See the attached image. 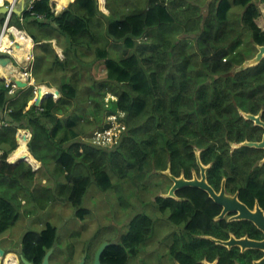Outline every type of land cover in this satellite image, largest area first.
I'll return each instance as SVG.
<instances>
[{"label": "trees", "instance_id": "obj_1", "mask_svg": "<svg viewBox=\"0 0 264 264\" xmlns=\"http://www.w3.org/2000/svg\"><path fill=\"white\" fill-rule=\"evenodd\" d=\"M0 1L4 5H9L12 0ZM130 1L128 0V3ZM138 2V0H132L135 12L125 14V5L115 7L112 0H106V8L109 6L107 9L109 14H106L99 9L97 0H73L59 13L53 9L51 0H37L29 8L26 5L22 15L12 14L10 26L27 32L37 51L40 50L35 56L37 63L39 59H42L44 65L46 61L53 58L47 72L38 71L37 74H34L33 70L34 59L32 73L37 85H48L51 88L56 86L61 96L59 100L48 97L41 107H37L34 102L36 98L34 85L17 89L13 94H9L11 87L0 80V123L2 125L0 126V151L2 152L0 158V245L4 235L15 227L21 217L20 206L23 204L21 200L29 203V212L35 209L36 212L46 210L52 203L66 201L75 209L76 218L84 222L90 210L83 207V202L93 183L101 191L107 192L114 187L113 178H118L122 183L135 179L136 181L133 182L139 185L140 181H145L154 171H166L169 168L176 177L184 175L185 178L192 179L194 170L199 171L196 151H200V158L204 165L212 160L215 162L209 173L214 178L213 185L218 187L223 167V151L227 147L226 136L229 140L242 141L249 135L250 123L238 115L237 107L243 105L245 108L255 109L256 106L251 105L250 99L262 98L264 61L256 68L238 70L244 57L242 54V56L237 54V49L244 41L243 35L247 36V34H249L247 39L250 37L254 43L264 45V35L256 24V20L262 15L257 2L255 0H211L208 4V12H211H207V15L202 12L198 4L193 12L188 8V5L192 4L185 5L182 0L181 3L152 0L145 9H140L143 8L140 5L136 7ZM177 3L181 5L178 6ZM234 7H241L243 15H235ZM214 19L216 21H212ZM5 20L4 16L0 17L1 26ZM210 22L218 24L213 23V26ZM236 23L239 25L237 26ZM169 28L173 31H169ZM147 34H149L148 37ZM56 35L62 38L61 44L58 42L56 44L63 49L64 58H61L54 48L53 41L57 40ZM232 43L235 46H231ZM191 48V52L188 51ZM202 51H205L207 55L204 54L205 52L202 55ZM215 53H218V56H215ZM227 57L230 60L233 57L232 61H229ZM192 62L195 65L191 64ZM225 66H228L229 71ZM258 69H261V72L259 71L261 74ZM59 72L62 80L50 82L49 78L58 75ZM83 76L87 77L90 83L85 92L84 102L87 103V107L80 111L77 105L81 104L80 80ZM200 78L202 81L199 80ZM176 84L180 85L178 87L180 89ZM218 85L227 93L224 94L223 88L217 87ZM235 91L238 92L235 94ZM108 93L114 95L117 101H110L107 107L104 100ZM215 96L218 99H214ZM225 102L233 106L234 113L224 120ZM110 105H112L111 108ZM188 105L197 111L190 108L191 111ZM106 108L109 110L107 111ZM118 112L124 114L123 117H120ZM117 114L120 125L126 128L120 143L115 147L107 148L91 143L90 132L101 130L106 123V118ZM218 118L224 121H219ZM229 119L231 122H228ZM200 128H202L201 131ZM20 130L31 132L29 151L42 163L44 170L34 171L27 162L17 165L8 162L10 154L19 147ZM85 137H88L86 141ZM168 141L172 142L169 144ZM213 142L219 147L210 146ZM176 150L177 153H175ZM157 152L166 154L165 160L161 159L162 154L159 155ZM176 156L179 157L180 162ZM158 158L159 162L156 163ZM163 161L165 163H162ZM237 166L246 167V163ZM141 175H144L142 176L144 180L140 177ZM166 179L169 178L166 177ZM19 193H24V197L20 198ZM176 194L178 199L173 200L160 195L156 199V205L161 207L160 212L168 213L170 221L180 225L172 235L170 246H172L173 255L184 264H197L193 260V255H196V260H202L206 256L212 260L215 256L221 255L222 264H234L235 254H225L220 249L212 251L209 245L195 244L190 238L191 234L208 233L209 229H204L203 225H208L220 208L199 189L188 187L177 191ZM31 208L33 209L30 211ZM82 211L86 215H83ZM195 217L204 221L198 222ZM206 219H208L207 222ZM148 224L145 218H135L128 232L120 236L117 239L118 242L104 252L103 264H128L129 259L137 257L141 247L148 243L155 231L154 225ZM58 235V228L50 222L41 231L28 230L23 235V241L21 240L16 253L34 264H42L47 252L54 248L55 252L51 257L53 264L55 257L59 256L56 249ZM74 252V250L70 251V257H73ZM95 253L93 255L88 253L85 264H93Z\"/></svg>", "mask_w": 264, "mask_h": 264}, {"label": "rangeland", "instance_id": "obj_2", "mask_svg": "<svg viewBox=\"0 0 264 264\" xmlns=\"http://www.w3.org/2000/svg\"><path fill=\"white\" fill-rule=\"evenodd\" d=\"M53 1L56 2L57 0H52V3ZM138 1L139 2L136 5V7L139 5L142 6L143 8H140V9H145L152 3V2L148 3L151 0H138ZM158 1H163V0H158ZM166 1L170 3L171 1L180 2L181 0H166ZM182 1L185 3V5L192 4L189 6V9L192 10L193 12H195L196 4L199 5V7L201 8L204 14H207L208 12V4L210 0H182ZM19 2L20 1L17 0V3ZM112 2L115 7L125 5V14H128V13L131 14L135 12L132 7V0L130 1V3H128V0H112ZM255 2H257V6H259L260 9H262L263 11V15L257 21V23L263 24L264 23V2H262V0H255ZM69 3L66 5L67 7ZM98 4H99V9L101 10L102 7H101L100 0L98 1ZM177 5L179 6L181 4H177ZM103 8L105 10L102 9L101 11L106 14L107 13L109 14V12H107L108 10L106 8V3L104 4ZM57 9L59 8L57 7ZM63 9H59V12H61ZM233 11L235 12V15L240 16L243 12V9L240 7H235ZM231 15H232V12H231ZM6 20L2 26L0 25L1 30L5 26ZM10 34L14 36L12 32ZM247 36L245 37L247 38ZM56 37H57V40L55 39L53 43L58 42L61 44L60 41H62V38L60 39L57 35ZM56 48L58 49V51L60 50L58 46ZM38 51L36 49V46H34L32 47L31 53L32 55L35 54L36 56ZM59 56L61 58H64L63 53L62 54L60 53ZM52 60L53 58L51 60L46 61L45 64L43 65L42 59H39L38 63H37V59H35V67L33 66L34 74H37L38 71L41 73H46L48 66L52 65ZM6 79L1 80V81H5V83L7 84L8 81L10 80L9 78H6ZM58 79L62 80V76L60 72L58 73V75L51 76L49 78L50 82H55ZM34 80L36 82L35 77H34ZM80 81H81L80 84L82 86L81 88L82 94L80 92L81 94L80 103L81 104L77 105V109L80 111H83L87 107V103H85L84 100H85V92L88 90L87 85L89 86L90 81L87 79V77H84V76L83 78H81ZM52 88L56 90V87H52ZM54 97L56 98V96ZM108 98H110L109 94L106 95L105 102H107L106 99ZM91 133L93 132H90L89 136L91 135ZM87 139L88 137L84 138V140H87ZM28 152H30L29 148H28ZM10 156L7 159L9 163H11ZM14 165H17V164H14ZM31 167L35 171H38V170L40 171L42 169L44 170V168H42L41 162L38 166L32 165ZM163 172L165 171H154L152 175L149 176V178H146L145 181L139 182L140 183L139 185L138 184L135 185L134 182L131 180H129L128 182L122 183L118 178H113L114 187L108 190L107 192L101 191V189H98V186L95 183H93L87 195L85 196L84 202H83V207L91 210L90 214L85 218L84 222H80L76 218L75 209L66 201H63V202L58 201L56 203H52L46 210H39L38 212H36L37 210L35 209L33 212H29V203L21 200V203H23L20 206L21 217L19 221L17 222V224L15 225V227L10 229L4 235L0 247H2L3 249H6L5 251L8 252V254L10 252L8 256L14 255V257L17 260L19 259L18 263H21L20 256L16 253V250L19 249V244L23 238V235L27 232V230L41 231L42 229L46 227L47 223L50 222L54 224L56 227L57 226L59 227L58 244L56 246L59 256L55 257L53 264H77L82 260H86L87 254L89 252L91 255H93L96 249L98 248V246L101 243H104L107 241L104 238H107L108 241H112L115 243V241L117 240L119 236L118 234L119 233H121V235L126 234L128 232V229L132 221L138 217L141 219L145 218V222L147 221L149 223L148 225L153 224L156 227H155V233L153 237L151 238V240H149L147 244L141 247V252L139 250L140 254L137 255L138 258L136 260H132L133 264H142V261H145L146 264H160V262L162 264L165 262L166 264H170V263L174 264V262L171 260L169 256V247H168L172 243V238H169L168 236L172 234L173 232H175V230L177 231L178 229H176V227H173L168 221V213L166 215L159 213L158 211H160V208H158L159 206L155 204L156 203L155 200L157 199L159 195L163 197L167 196L165 192L170 190L169 188L172 185V181L169 179H166V177L168 176L166 174H163ZM157 173L159 175H157ZM153 180L157 183H155ZM155 193L156 195H154ZM19 196L20 198H23L24 193L23 194L19 193ZM141 197L145 201V203L143 202L142 199L139 200ZM32 209L33 208H31L30 211ZM111 211L112 212L114 211V212L112 213ZM137 211L139 212L141 211L142 213L141 212L139 213ZM133 216H134V219H133ZM155 217L157 219H155ZM144 225H147V224L144 223ZM79 230L81 232H79ZM95 232H97L98 235H96ZM98 232H100V234ZM109 233L110 235H108ZM101 238L104 240H102ZM98 242L100 243L98 244ZM71 250L75 251L73 257H70ZM7 257H6V260H7ZM3 260L4 258L1 261ZM6 262L8 263V261L4 260L2 263L6 264Z\"/></svg>", "mask_w": 264, "mask_h": 264}, {"label": "flooded vegetation", "instance_id": "obj_3", "mask_svg": "<svg viewBox=\"0 0 264 264\" xmlns=\"http://www.w3.org/2000/svg\"><path fill=\"white\" fill-rule=\"evenodd\" d=\"M260 10L263 15L262 9ZM262 15L256 20V24L260 29V32L264 35V23H257ZM247 35L249 36V34ZM242 39L244 41L238 47L237 52L239 55H243L245 61H243V65H241L238 70L255 68L259 64H261L264 59L256 66L246 67V65L257 56V54L259 53V47H261L262 45L254 43L252 38L247 39L245 35H243ZM253 81L255 82V80ZM250 103L251 105L256 106V108H245L243 105H239L237 107L238 115L240 117H243L244 120L249 121L250 132L249 135L242 141L231 139L229 140L228 136H226L227 147L226 150L223 151V167L221 168L218 187H215L213 185L212 180L214 178L209 173V171L213 168L215 162L212 160L205 166L207 167V182L211 187L214 188L216 193L220 194L221 191L224 190L225 195L228 198H230L231 200L236 199V201H234L233 203L240 202L249 210L251 214H253V216H255V218L258 219L255 213L260 211L264 216V94H262L261 99H250ZM225 105L224 109L226 111V116H223L224 120L231 117V114L233 113L232 105L227 102ZM228 114H230V116ZM257 119H259L260 121H258ZM248 143H251L253 146L247 145ZM210 146H215L216 148L219 147V145H217V143L215 142H213ZM245 163L246 167L237 166L239 164L243 165ZM195 175H198L200 177V169L199 171L194 170L192 178ZM199 190L203 191L206 197L216 206H218L220 210L216 212L208 225H203V228L209 229V232L191 234V240L195 244L204 243L205 246L209 245L212 248V251L215 249H220L225 254H235L236 256L234 258V264H255L256 262L262 261L264 259L263 249L250 247L248 245H246L245 247V245L242 246L240 244L247 240L257 243L264 242V231L258 226V223L255 220L246 217L245 215H241L242 212H240L239 210H228L225 212V206L216 203L207 191H204L202 189ZM168 192L169 190L165 194L167 195ZM160 213L163 215L167 214H164L162 212ZM195 218L198 222L204 221V219L198 217ZM207 220L208 219H206L205 221L207 222ZM168 221L173 227L179 229L180 225L172 223L169 217ZM154 233L155 231L152 233L150 240L153 237ZM173 233L168 237L172 238ZM118 235V238L122 236L121 233H119ZM233 241H235L236 243ZM117 242L118 241L116 240L115 243ZM168 247L169 256L174 264H184V262L182 263L173 255V253L171 252L172 246ZM137 258L138 257L129 259L128 264H133L132 260H136ZM193 260L197 264H222L221 255L215 256L212 260H210L208 256H206L202 260H196V255H193ZM142 264H146V262L142 261ZM160 264L162 263L160 262ZM163 264H166V262Z\"/></svg>", "mask_w": 264, "mask_h": 264}, {"label": "bare ground", "instance_id": "obj_4", "mask_svg": "<svg viewBox=\"0 0 264 264\" xmlns=\"http://www.w3.org/2000/svg\"><path fill=\"white\" fill-rule=\"evenodd\" d=\"M17 0H12L9 4H11V3H14V2H16ZM69 1L70 0H57V7L59 8V9H62L64 6H66L68 3H69ZM97 1H99V0H97ZM130 1V0H129ZM135 1V0H134ZM152 1V0H151ZM216 1V0H215ZM263 1V0H262ZM214 2V1H213ZM250 2V1H249ZM264 2V1H263ZM1 3H2V1H1ZM100 3H101V7H102V9H104L103 8V6H104V4H105V0H100ZM150 3V2H149ZM164 3V2H163ZM248 3V2H247ZM17 4V3H16ZM107 4V3H106ZM178 4V3H177ZM251 4V3H250ZM2 5L3 6H6V5H4L3 3H2ZM26 5H28V4H26ZM168 5V4H167ZM216 5H218V4H216ZM180 6V5H179ZM198 6V5H197ZM209 6V5H208ZM250 6V5H249ZM30 7V6H29ZM100 7V8H101ZM108 8H109V6H107ZM187 7V6H186ZM192 7V6H191ZM199 7V6H198ZM232 7V6H231ZM231 7H229V8H231ZM253 7H255V6H253ZM107 8V9H108ZM188 8H189V5H188ZM211 8V7H210ZM216 8H218V7H216ZM241 8V7H240ZM101 9V10H102ZM116 9V8H115ZM250 9H251V6H250ZM249 9V10H250ZM23 10V9H22ZM105 10V9H104ZM214 10V9H213ZM212 10V11H213ZM255 11H257L256 9H254ZM253 10V11H254ZM30 11H31V9H30ZM179 11H181V10H179ZM187 11H189V10H187ZM215 11V10H214ZM236 11V10H235ZM108 12V11H107ZM186 12V11H185ZM209 12H211V11H209ZM208 12V13H209ZM226 12H228V11H226ZM246 12V11H245ZM251 12V11H250ZM180 13V12H179ZM182 13V12H181ZM180 13V14H181ZM191 13V12H190ZM254 13V12H253ZM108 14V13H107ZM192 14V13H191ZM212 14V13H211ZM227 14V13H226ZM225 14V15H226ZM240 14V13H239ZM32 15V14H31ZM34 15H35V13H34ZM184 15V14H183ZM188 15V14H187ZM187 15H186V17H187ZM201 15V14H200ZM207 15V14H206ZM209 15V14H208ZM243 15V14H242ZM249 15V14H248ZM254 15V14H253ZM258 15V14H257ZM257 15H256V17H257ZM13 16V15H12ZM109 16V15H108ZM181 16V15H180ZM19 17V16H18ZM208 18H209V16H207ZM206 17V19H208ZM225 17V16H224ZM244 17V16H243ZM38 18V17H37ZM212 18H214V16H212ZM227 18V17H226ZM242 18V17H241ZM179 19H180V17H179ZM216 19V18H215ZM212 20V21H216V20ZM244 19H246V17H244ZM16 20H18V19H16ZM23 20H25V18L23 19ZM202 20V19H201ZM237 19L235 18V21H236ZM179 21V20H178ZM199 21V20H198ZM207 22H209L208 20H206ZM218 21V20H217ZM227 21H228V19H227ZM227 21H226V23H227ZM239 21V20H238ZM176 22H177V20H176ZM186 22V21H185ZM241 22V21H240ZM189 23V22H188ZM201 23V22H200ZM210 23H212V22H210ZM210 23H208V24H210ZM213 23H216V22H213ZM213 23H212V25H213ZM222 23V22H221ZM226 23H225V25H226ZM238 23V22H237ZM236 23V24H237ZM242 23V22H241ZM4 24V23H3ZM23 24V23H22ZM175 24H177V23H175ZM180 24V23H179ZM203 24V23H202ZM205 24V23H204ZM216 24H218V23H216ZM235 24V23H234ZM260 24V23H259ZM211 25V27H213ZM223 25H224V23H223ZM229 25V24H228ZM239 24H237V26H238ZM241 25V24H240ZM24 26V25H23ZM173 26V25H172ZM179 26V25H178ZM236 26V25H235ZM244 26V25H243ZM260 26H262V25H260ZM209 27V26H208ZM217 27V26H216ZM224 27H226V26H224ZM248 27V26H247ZM200 28H202V27H200ZM240 28V27H239ZM11 29V32L13 33V35L15 36V38H16V43H18V45L16 44V45H14V51H15V53H16V57L19 59V61H25L26 59H28L29 57H31V56H33L32 55V53H31V51H32V47H33V43H32V41H31V37L29 36V35H27L24 31H21V30H19L18 28H16V27H11L10 28ZM22 29V28H21ZM176 29V28H175ZM179 29V28H178ZM178 29H176V30H178ZM187 29V28H186ZM230 29H232V28H230ZM249 29V28H248ZM167 30V29H166ZM216 31H217V29H215ZM222 30H223V28H222ZM169 31H173L172 29H170L169 28ZM195 31V30H194ZM199 31H200V29H199ZM207 31V30H206ZM248 31H250V30H248ZM154 33H155V31H153ZM152 32V33H153ZM164 32V31H163ZM176 32V31H175ZM205 32V31H204ZM218 32V31H217ZM229 32V31H228ZM251 32V31H250ZM249 32V33H250ZM153 33V34H154ZM174 33V32H173ZM206 33V32H205ZM226 33V32H225ZM178 34V33H177ZM202 34H204V33H202ZM211 36H212V31H211ZM224 34V33H223ZM169 35V34H168ZM179 35H180V33H179ZM178 35V36H179ZM207 35V34H206ZM219 35V34H218ZM221 35V34H220ZM262 35V34H261ZM149 36V34H147V37ZM152 36V35H151ZM151 36H150V38H151ZM185 36V35H184ZM183 36V37H184ZM209 36V35H208ZM207 36V37H208ZM252 36V35H251ZM216 37V36H215ZM259 37V36H258ZM211 38V37H210ZM220 38H221V36H220ZM223 38V37H222ZM236 38V37H235ZM250 38V37H249ZM148 39V38H147ZM184 39V38H183ZM182 39V40H183ZM225 39H227V38H225ZM144 40V39H143ZM192 40V39H191ZM240 40V39H239ZM242 40V39H241ZM240 40V41H241ZM264 40V39H263ZM146 41H148V40H146ZM229 41V40H228ZM251 42V41H250ZM142 43V42H141ZM152 43V42H151ZM237 43V42H236ZM235 43V44H236ZM241 43V42H240ZM146 44V43H145ZM263 44V43H262ZM1 45H2V47L3 48H8V47H10V45H11V40H10V38H9V36H4V38H3V40H2V42H1ZM149 45V44H148ZM208 45V44H207ZM226 45H228V44H226ZM234 44L232 43V45L231 46H233ZM241 45V44H240ZM206 46V45H205ZM209 47L211 46V45H208ZM222 46V45H221ZM235 46V45H234ZM263 46V45H262ZM217 47H219V46H217ZM230 47V46H229ZM259 47V46H258ZM55 48V47H54ZM193 48V47H192ZM192 48L190 49V50H188V51H190L191 52V50H192ZM214 48V47H213ZM220 48V47H219ZM223 48V47H222ZM257 48V47H256ZM59 49H60V47H59ZM62 49V48H61ZM59 50V52L62 54V50ZM194 49V48H193ZM208 49V48H207ZM216 49V48H215ZM228 49V48H227ZM236 49V48H235ZM234 49V50H235ZM186 50V52H187V49H185ZM198 50V49H197ZM201 50V49H200ZM205 50H206V48H205ZM221 50V49H220ZM229 51H230V49H228ZM232 51H233V48L231 49ZM56 51H58V50H56ZM175 51V50H174ZM181 51V50H180ZM179 51V52H180ZM207 51V50H206ZM224 50H222V52H223ZM228 51V52H229ZM182 52V51H181ZM193 52V51H192ZM199 52V51H198ZM203 52H205V51H202V55H204V54H206V52L203 54ZM220 52V51H219ZM226 52V51H225ZM231 52V51H230ZM229 52V53H230ZM194 53V52H193ZM235 53V52H234ZM234 53H232V54H234ZM149 54V53H148ZM190 54V53H189ZM208 54H210L209 53V51H208ZM214 54V53H213ZM218 54V53H217ZM216 53H215V56H218ZM224 54V53H223ZM226 54V53H225ZM238 54V53H237ZM250 54V53H249ZM146 55V54H145ZM177 55H178V53H177ZM194 55H196V54H194ZM193 55V56H194ZM200 55V54H199ZM207 55V54H206ZM236 55V54H235ZM179 56V55H178ZM188 56V55H187ZM186 56V57H187ZM193 56H192V58H193ZM224 56V55H223ZM232 56V55H231ZM242 56V55H241ZM245 56V55H244ZM174 57V56H173ZM199 57V56H198ZM222 57V56H221ZM236 57V56H235ZM246 57V56H245ZM216 58V57H215ZM219 58V57H218ZM228 58V57H227ZM233 58V57H232ZM232 58H231V60L229 59V61H232ZM242 58V57H241ZM241 58H239V59H241ZM197 59V58H196ZM199 59V58H198ZM207 59V58H206ZM206 59H205V61H206ZM174 60V59H173ZM189 60H191V59H189ZM202 60V59H201ZM235 60H237V59H235ZM243 60V59H242ZM193 61V60H192ZM245 61V60H244ZM226 61H224V63H225ZM2 61H0V75H1V77H4V78H8L10 75H11V73H12V69L11 68H9V67H3V65H2ZM23 63V62H22ZM190 63V62H189ZM207 63V62H206ZM236 63V62H235ZM263 63V62H262ZM177 64H178V62H177ZM191 64H194L193 62L191 63ZM199 64V63H198ZM202 64V62H200V65ZM220 64H221V62H220ZM227 64V63H226ZM226 64H224V65H226ZM228 64H230V65H232L231 63H228ZM227 64V65H228ZM237 64V63H236ZM246 64V63H245ZM19 65V64H18ZM195 65V64H194ZM193 65V66H194ZM233 65H234V62H233ZM243 65V64H242ZM24 66V65H23ZM202 66V65H201ZM241 66V65H240ZM175 67V66H174ZM203 67V66H202ZM205 67L207 68V65H205ZM222 67H224L223 65H222ZM221 67V68H222ZM226 67V66H225ZM230 67V66H229ZM176 68V67H175ZM201 68V67H200ZM230 68H232V67H230ZM256 68V67H255ZM198 69H199V67H198ZM226 69L229 71V69H228V66L226 67ZM262 69V68H261ZM260 69V70H261ZM178 70V69H177ZM194 70H195V68H194ZM199 70H201V69H199ZM204 70H206V69H204ZM246 70V69H245ZM259 69H258V72L260 71ZM175 71V70H174ZM224 71V69L222 70V72ZM204 72V71H203ZM261 72V71H260ZM259 72V74H261ZM220 73V72H219ZM227 73V72H226ZM14 74H16V75H19L18 74V72L17 73H14ZM218 74V73H217ZM221 74V73H220ZM178 75V74H177ZM250 75V74H249ZM205 76H207V74L205 75ZM204 76V77H205ZM215 76V75H214ZM218 77V76H217ZM210 78V77H209ZM224 78V77H223ZM229 78V77H228ZM231 78V77H230ZM260 77H258V79H259ZM180 79H182V78H180ZM180 79H179V82H180ZM194 79V78H193ZM206 79V78H205ZM214 79V78H213ZM219 79V78H218ZM173 80V79H172ZM184 80V79H183ZM199 80H201L202 81V79L200 78ZM225 80V79H224ZM256 80H257V78H256ZM196 81V80H195ZM204 81V80H203ZM7 82V81H6ZM9 82V81H8ZM165 82V81H164ZM173 82V81H172ZM187 82H188V79H187ZM250 82V81H249ZM181 83V82H180ZM192 83V82H191ZM190 83V84H191ZM194 83V82H193ZM221 83V82H220ZM229 83V82H228ZM227 83V84H228ZM241 83V82H240ZM245 83V82H244ZM248 83V82H247ZM262 83V82H261ZM178 84V83H177ZM176 84V85H177ZM189 84V85H190ZM196 84V83H195ZM226 84V85H227ZM257 84H260V83H257ZM42 85V84H41ZM166 85H167V82H166ZM170 85V84H169ZM209 85V84H208ZM235 85V84H234ZM238 85H240L239 83H238ZM241 85H242V83H241ZM251 85V84H250ZM201 86V85H200ZM202 86H204V85H202ZM225 86V85H224ZM231 86H232V84H231ZM258 86V85H257ZM256 86V87H257ZM7 87V86H6ZM173 87V86H172ZM178 87H180V85L178 86L177 85V88ZM197 87V86H196ZM195 87V88H196ZM217 87H219V88H223V87H221V86H217ZM229 87V86H228ZM233 87V86H232ZM253 87V86H252ZM174 88H176V87H174ZM189 88V87H188ZM194 88V87H193ZM199 88V87H198ZM215 88H216V86H215ZM234 88H235V86H234ZM250 88V87H249ZM25 89V88H24ZM57 89V88H56ZM178 89H180V88H178ZM210 89V88H209ZM231 89V88H230ZM246 89V88H245ZM20 90V89H19ZM164 90H165V88H164ZM219 90V89H218ZM222 90V89H221ZM237 90V89H236ZM241 90H243V89H241ZM247 90H248V88H247ZM246 90V91H247ZM42 91H44V92H47V93H52V92H54V89L53 88H51V87H48V85H42ZM169 91V90H168ZM168 91H167V94H168ZM187 91V90H186ZM191 91V90H190ZM212 91V90H211ZM223 91H224V88H223ZM245 91V90H244ZM243 91V92H244ZM215 92V91H214ZM225 92L226 91H224V94H225ZM232 92H233V90H232ZM238 92V91H237ZM236 91H235V94L237 93ZM239 92H240V90H239ZM193 93V92H192ZM191 93V94H192ZM205 93H207V92H205ZM218 93V92H217ZM227 93V92H226ZM229 93H230V91H229ZM10 94V93H9ZM8 94V95H9ZM36 94V93H35ZM171 94H174V93H171ZM190 94V95H191ZM194 94V93H193ZM192 94V95H193ZM208 94V93H207ZM212 94V93H211ZM223 94V93H222ZM161 95V94H160ZM164 95H166V94H164ZM183 95H184V93H183ZM215 95H216V93H215ZM159 96V95H158ZM161 96H163V95H161ZM181 96H182V94H181ZM180 96V97H181ZM204 96H205V94H204ZM221 96V95H220ZM171 97H172V95H171ZM192 97V96H191ZM194 97V96H193ZM50 98H52V97H50ZM119 98V97H118ZM159 98V97H158ZM162 98H164V97H162ZM168 98V97H167ZM174 98V97H173ZM175 98H176V96H175ZM182 98V97H181ZM157 99V98H156ZM169 99V98H168ZM179 99V98H178ZM177 99V100H178ZM187 99V98H186ZM214 99H218V98H216V96H215V98ZM59 100V99H58ZM108 100V99H107ZM181 100V99H180ZM183 100V99H182ZM196 100V99H195ZM226 100V99H225ZM225 100H223V102L225 101ZM190 101H193V100H190ZM222 101V100H221ZM154 102H155V100H154ZM153 102V103H154ZM170 102H172L171 101V99H170ZM174 102V101H173ZM176 102V101H175ZM184 102H186L185 100H184ZM194 102V101H193ZM218 102H220V101H218ZM230 102V101H229ZM229 102H227V103H229ZM111 103V102H110ZM150 103H151V100H150ZM165 103V102H164ZM167 103V102H166ZM165 103V104H166ZM192 103V102H191ZM191 103H189V104H191ZM200 102H198V104H199ZM221 103V102H220ZM231 103V102H230ZM100 104V103H99ZM149 104V103H148ZM158 104V103H157ZM183 104V103H182ZM203 104V103H202ZM223 104V103H222ZM221 104V105H222ZM226 104V102L224 103V105ZM91 105V104H90ZM160 105H162L161 103H160ZM171 105V104H170ZM169 105V106H170ZM194 105V104H193ZM196 105V104H195ZM224 105H223V107H224ZM175 106V105H174ZM184 106V105H183ZM182 106V107H183ZM190 105H188V107H189ZM214 106H216V105H214ZM226 106V105H225ZM112 107V105H110V108ZM151 107H153L152 105H151ZM150 107V108H151ZM155 107H156V104H155ZM203 107H204V105H203ZM233 107V106H232ZM237 107V106H236ZM253 107V106H252ZM119 108H121V107H119ZM118 108V109H119ZM154 108V107H153ZM174 108V107H173ZM190 108H192V106L191 107H189V109ZM199 108V107H198ZM216 108V107H215ZM217 108H219V106L217 107ZM222 108V107H221ZM104 109V108H103ZM107 109V108H106ZM171 109V108H170ZM204 109V108H203ZM205 109H206V107H205ZM239 109V108H238ZM252 109V108H251ZM109 109H107V111H108ZM191 110V109H190ZM192 110H193V108H192ZM191 110V111H192ZM222 111L224 110L223 108L221 109ZM220 110V111H221ZM110 111H111V109H110ZM151 111V110H150ZM193 111H195V110H193ZM197 111V110H196ZM195 111V112H196ZM202 111V110H201ZM204 111V110H203ZM208 111V110H207ZM212 111H213V109H212ZM218 111H219V109H218ZM221 111V112H222ZM121 112V111H120ZM169 112V111H168ZM195 112H194V114H195ZM205 112V111H204ZM249 112V111H248ZM102 113H103V111H102ZM197 113H199V112H197ZM202 113V112H201ZM233 113H234V111H233ZM241 113V112H240ZM239 113V114H240ZM104 114V113H103ZM106 114V113H105ZM204 114V113H203ZM218 114V113H217ZM222 114V113H221ZM250 114V113H249ZM124 115V114H123ZM168 115V114H167ZM196 115V114H195ZM199 115V114H198ZM220 115V114H219ZM229 116H230V114H228ZM235 115V114H234ZM202 116V115H201ZM204 116V115H203ZM208 116V115H207ZM106 117V116H105ZM200 117V116H199ZM210 117V116H209ZM259 117V116H258ZM128 118V117H127ZM202 118V117H201ZM211 118V117H210ZM215 118H217V116L215 117ZM243 118V117H242ZM1 119V118H0ZM121 119V118H120ZM204 119V118H203ZM208 119V118H207ZM220 118H218V120H219ZM223 119V118H222ZM240 119V118H239ZM206 120V119H205ZM209 120V119H208ZM212 121H214L213 119H211ZM211 120H210V122H211ZM121 121V120H120ZM197 121H199V119L197 120ZM202 121V120H201ZM219 121H222L221 119L219 120ZM224 121V120H223ZM222 121V122H223ZM252 121V120H251ZM124 122H125V120H124ZM146 122H148V121H146ZM204 122V121H203ZM209 122V121H208ZM228 122H231L230 121V119H229V121ZM227 122V123H228ZM202 123V122H201ZM213 124V123H212ZM219 124V123H218ZM222 124V123H221ZM220 124V125H221ZM260 124V123H259ZM219 125V126H220ZM2 126V125H1ZM218 126V125H217ZM222 126H223V124H222ZM227 126V125H226ZM201 127V126H200ZM225 127V126H224ZM130 128V127H129ZM209 128V127H208ZM201 129L202 128H200V131H201ZM131 130V129H130ZM223 130V129H222ZM217 131V130H216ZM219 132V131H218ZM223 132V131H222ZM201 133V132H200ZM197 134V133H196ZM205 134L206 135H208L206 132H205ZM213 134V133H212ZM212 134H210V136H212ZM200 135V134H199ZM202 135V134H201ZM216 135V134H215ZM27 136L25 135L24 137H20V143H19V147H18V149L17 150H15L13 153H11L10 155V160H11V163L12 164H16V163H18L19 161H26V162H29V163H31L33 166H38L39 164H40V162L37 160V159H35V157H33L31 154H30V152H28V144H27V138H26ZM191 137H193V136H191ZM205 137V136H204ZM207 137V136H206ZM217 137H218V135H217ZM170 138V137H169ZM195 139V138H194ZM206 139V138H205ZM214 139V138H213ZM190 140V139H189ZM193 140V139H192ZM84 141V140H83ZM86 141V140H85ZM181 142L183 141V140H180ZM169 142H172V141H168V143ZM180 142V143H181ZM185 142V141H184ZM183 142V143H184ZM186 142H188V140L186 141ZM166 144V143H165ZM170 144V143H169ZM179 144V143H178ZM190 144V143H189ZM180 145V144H179ZM243 145V144H242ZM154 146V145H153ZM156 146V145H155ZM171 146V145H170ZM253 146V145H252ZM157 147V146H156ZM163 147H165V145L163 146ZM162 147V148H163ZM182 147V146H181ZM185 147V146H184ZM236 147V146H235ZM167 148V147H166ZM172 148V147H171ZM171 148H170V150H171ZM183 148V147H182ZM181 148V149H182ZM187 149H188V147H186ZM191 148V147H190ZM193 148V147H192ZM203 148V147H202ZM240 148V147H239ZM175 149V148H174ZM163 150V149H162ZM169 150V149H168ZM202 150V149H201ZM161 151V150H160ZM166 151V150H165ZM203 151V150H202ZM163 152V151H162ZM160 153V154H162V156H160V158L162 159V158H164V155H166V154H164L163 155V153ZM172 152V154H173V151H171ZM186 152H187V150H186ZM1 151H0V156H1ZM158 153V152H157ZM175 153H177V150L175 151ZM159 154V153H158ZM159 154V155H160ZM186 154V153H185ZM184 154V155H185ZM159 155H158V157H159ZM176 155V154H175ZM170 156V155H169ZM172 157H173V155H172ZM176 157H178V156H176ZM203 158V157H202ZM152 159V158H151ZM155 159H156V156H155ZM174 159V158H173ZM164 160H165V158H164ZM153 161V160H152ZM151 161V162H152ZM174 161V160H173ZM177 161V160H176ZM149 162V161H148ZM154 162V161H153ZM157 162H159V158H158V161H156V163ZM178 162H180V160H179V157H178ZM21 163V162H20ZM28 163V164H29ZM162 163H165L164 161L162 162ZM162 163L160 164V165H162ZM203 163V162H202ZM42 164V163H41ZM153 164V163H152ZM198 164V163H197ZM205 164V163H204ZM157 165V164H156ZM169 165V164H168ZM179 166H180V164H178ZM188 165V164H187ZM177 166V165H176ZM156 167V166H155ZM158 167V166H157ZM189 167V166H188ZM160 169H161V167H159ZM172 168V167H171ZM173 168H175V167H173ZM157 169V168H156ZM178 169V168H177ZM198 169H200V168H198ZM35 171V170H34ZM150 171V170H149ZM180 172V171H179ZM184 172V171H183ZM150 173V172H149ZM141 174V173H140ZM152 174V173H151ZM158 174V173H157ZM145 175V174H144ZM144 175H141L140 177L142 178V176L144 177ZM137 177L139 176L138 174L136 175ZM184 176V175H183ZM149 177V176H148ZM125 178V177H124ZM139 178V177H138ZM133 179V178H132ZM143 179V178H142ZM141 179V180H142ZM135 180V179H134ZM134 180H132V181H134ZM144 180V179H143ZM136 181V180H135ZM139 181H140V179H139ZM138 181V182H139ZM154 181V180H153ZM141 182V181H140ZM155 182V181H154ZM119 183V182H118ZM155 183H157V182H155ZM135 184V183H134ZM136 185V184H135ZM118 186V185H117ZM95 187V186H94ZM120 187H121V185H120ZM123 187V186H122ZM138 187V186H137ZM156 187V186H155ZM143 188H145V187H143ZM155 189H157V188H155ZM122 190V189H121ZM151 191H152V189H151ZM165 192V191H164ZM122 193V192H121ZM158 193V192H157ZM139 195V194H138ZM154 195H156V193L154 194ZM154 197V196H153ZM137 198V197H136ZM179 198V197H178ZM142 199V197L139 199V200H141ZM127 200V199H126ZM143 200V199H142ZM174 200V199H173ZM156 201V200H155ZM177 201V200H176ZM63 202V201H62ZM61 202V203H62ZM143 202L145 203V201L143 200ZM130 203V202H129ZM141 203V202H140ZM147 203V202H146ZM153 204V203H152ZM156 204V203H155ZM181 204V203H180ZM137 205V204H136ZM142 205V204H141ZM154 205V204H153ZM189 205V204H188ZM134 206H135V204H134ZM159 206V205H158ZM137 207V206H136ZM142 207V206H141ZM159 208V207H158ZM87 209V208H86ZM112 209V208H111ZM129 209V208H128ZM132 209H133V207H132ZM136 209V208H135ZM160 209H161V207H160ZM90 210V209H89ZM88 210V211H89ZM131 210V209H130ZM91 211V210H90ZM112 212V211H111ZM114 212V211H113ZM112 212V213H113ZM131 212V211H130ZM136 212V211H135ZM137 212H139V211H137ZM141 212V211H140ZM139 212V213H140ZM148 212V211H147ZM159 212V211H158ZM139 213H137V214H139ZM142 213V212H141ZM146 213V212H145ZM160 213V212H159ZM82 214H83V211H82ZM127 214V213H126ZM144 214V213H143ZM83 215H86V214H83ZM131 215V214H130ZM114 216V215H113ZM153 216V215H152ZM159 216H161V215H159ZM129 217V216H128ZM165 217V216H164ZM82 217H79V219H81ZM111 218H112V216H111ZM151 218V217H150ZM83 219V218H82ZM133 219H134V216H133ZM155 219H157L156 217H155ZM154 219V220H155ZM161 219V218H160ZM175 220V219H174ZM121 221V220H120ZM149 221V220H148ZM128 222V221H127ZM151 222H153V221H151ZM118 223V222H117ZM54 225V224H53ZM112 225V224H111ZM100 226V225H99ZM24 227H26V226H24ZM58 227V226H57ZM106 227V226H105ZM58 229H59V227H58ZM65 229V228H64ZM101 229V228H100ZM100 229H99V231H100ZM77 230V229H76ZM98 230V229H97ZM96 230V231H97ZM26 231V230H25ZM28 231V230H27ZM77 232V231H76ZM79 232H81L80 230H79ZM96 233V235H98L97 234V232H95ZM94 233V234H95ZM99 234H100V232H98ZM102 235H104V234H102ZM108 235H110V233L108 234ZM95 236V235H94ZM106 236V235H105ZM104 237V236H103ZM93 238V237H92ZM91 238V239H92ZM96 238V237H95ZM97 239V238H96ZM99 239V238H98ZM102 239V238H101ZM104 239H106L107 241H108V239L107 238H104ZM104 239H102V240H104ZM90 240V239H89ZM23 241V240H22ZM85 241V240H84ZM87 241V240H86ZM93 241V240H92ZM88 243H89V241H88ZM100 242H98V244H99ZM62 245V244H61ZM95 245V244H94ZM93 245V246H94ZM97 246V245H96ZM95 246V247H96ZM69 247V246H68ZM84 247V246H83ZM73 248V247H72ZM6 250V249H5ZM82 253V252H81ZM90 253V252H89ZM9 254H10V252H9ZM9 254H7L5 257H4V260L5 261H8V263L6 262V264H19L18 263V260L14 257V255H10V256H8ZM24 254V253H23ZM8 256V257H7ZM6 257H7V260H6ZM106 257H108V256H106ZM2 260V257L0 256V264L4 261H1ZM3 264V263H2Z\"/></svg>", "mask_w": 264, "mask_h": 264}, {"label": "water", "instance_id": "obj_5", "mask_svg": "<svg viewBox=\"0 0 264 264\" xmlns=\"http://www.w3.org/2000/svg\"><path fill=\"white\" fill-rule=\"evenodd\" d=\"M23 11H24V9L22 11H18L17 9H15V7L13 5H10V6H7V5L1 6L0 5V17L5 16V15H9L10 12L11 13L20 12V14H22ZM263 59H264V46H261V47H259V53L257 54V56L254 59H252L249 63H247L246 67L256 66ZM0 61L3 62L2 63L3 67H9V68L12 67L13 68L11 74L20 72L19 69L13 65L11 57L2 55V56H0ZM8 78L10 79V81L14 82L17 85L18 89H23V88H26L30 85L27 81H24V80L20 79L19 77H17L16 74L14 76H9ZM5 79L6 78L1 77V75H0V80H5ZM54 96H56V99L61 96L59 89L54 90V92H52V93H47V92L42 91V85L38 86L37 87V98L35 99V106L41 107V105L45 99H47L48 97H54ZM257 120L260 121L259 119H257ZM19 140H20V138L18 137V141ZM247 145H252V144L248 143ZM196 152H197L196 156H197V160H198V165L200 167V177L198 175H195L192 179H187L184 176L176 177L171 173L170 169L166 170L165 172H163V174H166L168 176V178L172 181V186H171L166 198L178 199L176 192L181 190V189L188 188V187H191V188L194 187V188L202 189L204 191H207L212 196V198L215 200L216 203H218L222 206H225V208H226L225 212L228 210H230V211L231 210H239L240 212H242L241 215H245L246 217H249V218L255 220L258 223V226L264 231V216L260 211L255 213L256 217H258V219H257L240 202L233 203L234 201H236V199L231 200L230 198H228L225 195L224 190H222L220 194H217L216 191L214 190V188L208 184V182H207V167L201 161L200 151H196ZM20 162H26V161H19V163ZM27 163H29V162H27ZM16 164H18V163H16ZM29 164L32 166L31 163H29ZM233 242H235V241H233ZM242 243H240V244L242 246L245 245V247H246V245H248L250 247L261 248L264 250V242L263 243H257V242L247 240V241H244ZM113 244H114V242H109V241L102 243L101 246L98 248V250L95 253L93 264H103L102 256H103L104 252ZM53 252H54V248H51L47 252L42 264H50L51 263V256H52ZM6 255H7V252L5 251V249L0 247V256L2 257V259ZM21 263L22 264H34V263L28 261L24 256L21 257ZM85 263H86V260H82L77 264H85ZM255 264H264V259L260 262H256Z\"/></svg>", "mask_w": 264, "mask_h": 264}, {"label": "built area", "instance_id": "obj_6", "mask_svg": "<svg viewBox=\"0 0 264 264\" xmlns=\"http://www.w3.org/2000/svg\"><path fill=\"white\" fill-rule=\"evenodd\" d=\"M37 0H32L31 1V5ZM57 3V2H55ZM53 6V5H52ZM53 9H56V13H57V5L56 8L53 7ZM7 21L5 23V26L3 28V30L0 32V56L2 54L4 55H8L10 57H13V59H15L18 62H23V63H29L32 62L31 60L33 59V57H29L28 59H26L25 61H19V59L16 57V53L14 51V45H18V43H16V38L15 36H12L11 33V27L9 26L10 23V19L12 16V13L10 12L9 15H7ZM9 36L10 40H11V45L8 48H3L1 45V42L4 38V36ZM29 68H26V71L22 72V79L23 80H30V77L32 76L31 73L27 72ZM30 82V81H29ZM7 86H10L11 90H10V94H13L16 89H18L17 85L14 82H8ZM110 98H108L106 103V106L108 107V104L110 101H117V98L112 95L109 94ZM118 114H120V117H123V114H121L120 112H118ZM118 114L117 115H109L106 118V123L103 125L101 130H96L95 132H93V134L90 137V141L91 143L99 146V147H103V148H107V147H115L117 146L120 141L121 138L124 134V132L126 131V128L124 126H121L119 123V118H118Z\"/></svg>", "mask_w": 264, "mask_h": 264}, {"label": "clouds", "instance_id": "obj_7", "mask_svg": "<svg viewBox=\"0 0 264 264\" xmlns=\"http://www.w3.org/2000/svg\"><path fill=\"white\" fill-rule=\"evenodd\" d=\"M70 1H72V0H70ZM70 1H69V2H70ZM210 1H211V0H210ZM56 2H57V1H56ZM71 3H72V2H70L69 5H70ZM105 3H106V0H105ZM10 5H12V4H9V5H7V6H10ZM30 5H31V4H30ZM51 5H53L52 7L55 8L56 5H57V3H55L54 1H53V3H52V0H51ZM69 5H68V6H69ZM13 6H14V5H13ZM14 7H15V6H14ZM66 7H67V6H64L63 8H66ZM63 8H62V9H63ZM234 8H235V7H234ZM234 8H233V9H234ZM15 9H16V7H15ZM55 11H56V9H55ZM23 13H24V11H23ZM23 13H22V14H23ZM57 13H59V9L57 10ZM12 14H13V13H12ZM22 14H21V15H22ZM4 17L7 19L8 16L5 15ZM11 17H12V16H11ZM6 21H7V20H6ZM9 26H10V23H9ZM10 27H15V26H10ZM16 28H17V27H16ZM21 31H23V30H21ZM24 32H25V31H24ZM25 33L27 34V32H25ZM27 35H28V34H27ZM31 39H32V38H31ZM31 41H33V40H31ZM32 43H34V42H32ZM33 45L35 46V44H33ZM34 46H33V47H34ZM62 53H63V52H62ZM2 55H3V56H8V55H4V54H2ZM2 55H1V56H2ZM8 57H10V56H8ZM32 57H33V56H32ZM11 58H12V63H13V65H14V63H15V64L22 63V62H18V61H16L15 59H13V57H11ZM33 60H34V57H33V59H32L31 61H33ZM14 66H15V65H14ZM15 67L18 68L17 66H15ZM11 69L13 70L12 67H11ZM18 69H19V68H18ZM19 71H20V72H18L19 75H17V77H19L20 79H22V75H21L22 72H21L20 69H19ZM25 71H26V68H25ZM23 72H24V71H23ZM27 72L31 73L32 76H33V73H32V67H31V69H28ZM14 75H15V74H11L10 76H14ZM33 77H34V76H33ZM9 80H10V79H9ZM22 80H23V79H22ZM24 81H27V80H24ZM29 81H30V82H29ZM29 81H27V82L30 84L29 86H31V85H34V86H35V89H36V98H37V87L40 86V85H37V83L35 82V80H34V81H33V80H32V81L29 80ZM10 82H12V81H10ZM16 90H17V89H16ZM108 94H109V93H108ZM36 98H35V99H36ZM53 98L56 99L55 97H53ZM59 98H60V97H59ZM59 98H57V99H59ZM105 98H106V97H105ZM34 102H35V100H34ZM104 103H105V100H104ZM105 106H106V103H105ZM0 124H1V123H0ZM0 126H1V125H0ZM23 131H26V132L22 133ZM19 132H20V133H18V137H19V138H20V137H24L25 134H26V136H27V137H26V138H27V144H29V142H30V140H31V138H32V137H31V136H32L31 132L28 131V130H20ZM19 134H20V135H19ZM92 134H93V133H92ZM92 134H91V135H92ZM90 137H91V136H90ZM90 137H89V140H90ZM19 142H20V140L18 141V143H19ZM90 142H91V141H90ZM28 148H29V147H28ZM18 164H19V163H18ZM109 242H112V241H109ZM100 246H101V245H100ZM7 254H8V253H7ZM94 256H95V255H94ZM51 257H52V256H51ZM87 257H88V254H87ZM20 259H21V256H20ZM86 259H87V258H86ZM20 264H22V263H20ZM50 264H51V263H50Z\"/></svg>", "mask_w": 264, "mask_h": 264}, {"label": "crops", "instance_id": "obj_8", "mask_svg": "<svg viewBox=\"0 0 264 264\" xmlns=\"http://www.w3.org/2000/svg\"><path fill=\"white\" fill-rule=\"evenodd\" d=\"M18 1H20L19 3H17V1L16 2H14V3H11L12 5H14L15 7H16V9L18 10V11H22V9H24V11L26 10V4H27V2H28V0H18ZM31 1L32 0H29V2H28V8H29V6H30V4H31ZM17 3V4H16ZM0 5L1 6H3L2 5V3H1V1H0ZM17 14L18 15H21L20 14V12H17ZM1 30V29H0ZM3 30V29H2ZM1 30V31H2ZM0 31V32H1ZM54 47H55V49L56 50H58L56 47H57V44L54 42ZM61 49V48H60ZM62 50V49H61ZM58 52V54H60V52L59 51H57ZM62 52H63V50H62ZM34 55V59H35V54H33ZM34 61V60H33ZM33 61L32 62H30L29 63V61H28V63H19V65L18 64H15L20 70H21V72H23V71H25V68H29V69H31V67L33 66ZM24 65V66H23ZM30 80L32 81H34V77L33 76H31L30 77ZM54 87H56V86H54ZM57 88V87H56ZM24 132H26V131H23L22 133H24ZM26 135V134H25Z\"/></svg>", "mask_w": 264, "mask_h": 264}]
</instances>
